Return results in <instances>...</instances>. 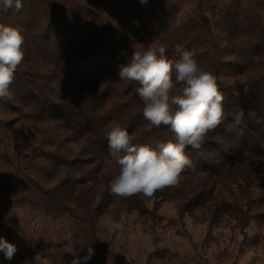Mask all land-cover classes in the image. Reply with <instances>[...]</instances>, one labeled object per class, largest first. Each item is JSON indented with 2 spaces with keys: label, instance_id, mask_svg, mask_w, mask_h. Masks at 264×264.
<instances>
[{
  "label": "rangeland",
  "instance_id": "obj_1",
  "mask_svg": "<svg viewBox=\"0 0 264 264\" xmlns=\"http://www.w3.org/2000/svg\"><path fill=\"white\" fill-rule=\"evenodd\" d=\"M23 5L20 12H0V23L19 27L25 38L13 99L0 101V237L17 249L10 260L0 250V264H35L37 255L40 264H73L89 247L87 264H264V174L223 190L232 207L221 214L208 204H181L175 186L141 196L145 202L133 209L104 194L103 174H113L108 148L86 133L84 117L95 124L102 115L108 123L117 121L132 97L119 66L150 43L176 58V45L186 48L182 25L190 18L205 35L199 47L206 54L195 58L213 74L212 57L231 50V32L246 35L242 45L261 44L264 0H23ZM42 29L50 40L42 39ZM215 36L221 40L217 45ZM229 59L224 55L219 78L234 93H244L246 78ZM92 95L101 96L97 103L83 102ZM163 135L173 138L166 126ZM204 141L210 144L214 137ZM203 150L217 160L211 146ZM78 187H92L93 216L72 202ZM112 219L123 221L125 230L110 231Z\"/></svg>",
  "mask_w": 264,
  "mask_h": 264
},
{
  "label": "clouds",
  "instance_id": "obj_2",
  "mask_svg": "<svg viewBox=\"0 0 264 264\" xmlns=\"http://www.w3.org/2000/svg\"><path fill=\"white\" fill-rule=\"evenodd\" d=\"M146 4L148 0H140ZM23 0H0V12H20ZM25 38L21 29L0 23V101H11V85L25 58ZM164 46L148 44L134 50L127 64L119 66L121 81L134 82L136 93L143 103V117L151 127L166 126L172 139L160 142L155 148L133 143V136L113 120L106 125L109 170L113 173L108 189L117 198L142 195L150 198L157 190L179 186L183 173L193 167L186 148L198 150L205 137L222 122L223 95L217 78L207 66L198 62L193 51L177 44L176 58L165 55ZM110 231L122 232L125 223L108 221ZM0 250L12 259L16 245L0 237ZM93 249L73 264H87ZM35 264H40L37 255Z\"/></svg>",
  "mask_w": 264,
  "mask_h": 264
},
{
  "label": "trees",
  "instance_id": "obj_3",
  "mask_svg": "<svg viewBox=\"0 0 264 264\" xmlns=\"http://www.w3.org/2000/svg\"><path fill=\"white\" fill-rule=\"evenodd\" d=\"M239 21L242 20L239 19ZM230 23L231 19H229ZM182 27L185 33L181 42L186 46V49L193 51L195 56L206 54V51L199 47L205 38L204 34L199 33V22L190 18L183 23ZM41 33L44 34H40L44 41L51 39V35L45 33L43 29ZM244 36L246 35L231 32L227 36L228 42L232 44L231 50L228 52L219 51L212 57L213 61L217 63L213 71L217 78L218 89L224 97L222 102L223 117L217 128L207 135H212L214 141L210 144L204 141L202 146H211L212 152L217 155V160L213 161L210 156H205V152L201 151V148L198 150L186 148V154L192 160L193 167L182 174L183 180L179 186H175L176 190H179L181 204H208L215 214H221L232 207V203L228 202L223 193V190L229 191L231 183L243 181L249 184L258 175L264 174V37L260 35V42L263 45L259 44L257 40H254L252 44L242 45V42L245 41ZM253 38L252 36L250 39L253 40ZM214 42L216 45L221 42L219 36L214 37ZM224 55L231 57L226 62L234 69L237 67L238 72L246 78L244 93H234L231 89L232 85H228L219 78V66L221 62H225L223 61ZM88 71L89 68L85 70L86 73ZM127 86L126 95L132 93V97L126 99L128 109L118 116L117 121L133 136L135 144H147L155 148L160 142H167L169 138L163 135L164 126L151 127L149 122L144 119V105L136 93L138 85L134 82H127ZM100 97L92 95L84 98L83 102L88 100L97 103ZM72 102L75 105L79 100H72ZM84 117L85 123L90 127L86 133L94 138V143L101 146L107 145L108 115H102L104 120L96 124L92 117L88 118V114ZM230 164L235 166L232 169L233 174H226V169ZM111 178H113V174H103V192L106 195H111L108 189ZM188 180H190L189 185L186 184ZM194 180L196 183H193ZM78 189L73 192L72 202L78 201L85 212L93 216L90 195L92 187H78ZM141 196L136 195L122 199L126 200L129 206L134 209L141 207L145 202ZM79 198H81L80 201Z\"/></svg>",
  "mask_w": 264,
  "mask_h": 264
}]
</instances>
